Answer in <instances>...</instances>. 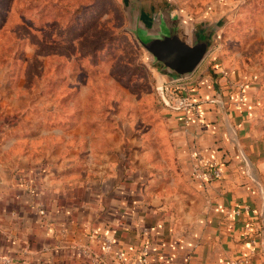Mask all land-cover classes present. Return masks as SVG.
<instances>
[{"label": "crops", "instance_id": "1", "mask_svg": "<svg viewBox=\"0 0 264 264\" xmlns=\"http://www.w3.org/2000/svg\"><path fill=\"white\" fill-rule=\"evenodd\" d=\"M252 1L196 19L176 5L192 22L213 16L219 26L205 59L177 86L194 108L168 111L173 158L165 166L128 172L119 159L94 167L85 160L93 152L50 151L35 127L0 121V257L116 264L114 253L132 260L145 247L147 264H230L252 250L249 264H264V38L251 37L240 53L223 37ZM199 158L214 161L221 177L198 180ZM97 236L112 241L111 253Z\"/></svg>", "mask_w": 264, "mask_h": 264}, {"label": "rangeland", "instance_id": "2", "mask_svg": "<svg viewBox=\"0 0 264 264\" xmlns=\"http://www.w3.org/2000/svg\"><path fill=\"white\" fill-rule=\"evenodd\" d=\"M169 1L196 19L232 0ZM135 13L121 0H0L3 127H35L50 151L93 152L85 160L94 167L119 159L128 172L168 164L163 78L135 38ZM231 25L222 36L240 53L251 37L263 40V0L242 6Z\"/></svg>", "mask_w": 264, "mask_h": 264}, {"label": "water", "instance_id": "3", "mask_svg": "<svg viewBox=\"0 0 264 264\" xmlns=\"http://www.w3.org/2000/svg\"><path fill=\"white\" fill-rule=\"evenodd\" d=\"M121 1L136 10L134 35L148 53L152 69L163 78L160 84L190 78L205 59L219 22H192L169 0Z\"/></svg>", "mask_w": 264, "mask_h": 264}, {"label": "built area", "instance_id": "4", "mask_svg": "<svg viewBox=\"0 0 264 264\" xmlns=\"http://www.w3.org/2000/svg\"><path fill=\"white\" fill-rule=\"evenodd\" d=\"M183 81H179L176 83H161L157 87L158 94L161 97V103L165 108H167L168 111H187L191 108H194V104L190 101V99L186 96L182 95H175L173 93L177 92V86ZM176 87V89H175ZM239 100H242V96L240 95ZM196 157H198L196 155ZM199 162L201 167L196 169L194 171L195 177L198 180H211V179H219L221 177V171L217 167V164L214 161L208 160V161H203L201 158H199ZM201 168H203L201 170ZM258 193L261 197V199L264 198L263 193L259 186L257 187ZM261 215L264 216V210H261ZM96 244L100 245L101 248L106 252V253H111L113 249V243L109 238L106 237H99L97 236L95 238ZM253 244L254 242L251 241ZM80 253L83 255H88V249H78ZM253 253V250L250 252V254L245 255L243 257H240L238 259H234L230 262V264H249L251 255ZM113 260L116 262V264H147V249L145 247H142L139 249L137 257L129 260L125 259L123 255L121 254H113ZM96 261L98 264H102V261L97 260ZM0 263L1 264H10L11 260L7 257H0Z\"/></svg>", "mask_w": 264, "mask_h": 264}, {"label": "trees", "instance_id": "5", "mask_svg": "<svg viewBox=\"0 0 264 264\" xmlns=\"http://www.w3.org/2000/svg\"><path fill=\"white\" fill-rule=\"evenodd\" d=\"M173 93H174L175 95H179V96L182 95V93H180V92H174V91H173Z\"/></svg>", "mask_w": 264, "mask_h": 264}]
</instances>
